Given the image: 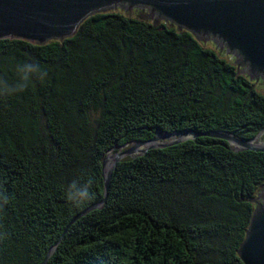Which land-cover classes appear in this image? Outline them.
<instances>
[{
	"label": "trees",
	"instance_id": "trees-1",
	"mask_svg": "<svg viewBox=\"0 0 264 264\" xmlns=\"http://www.w3.org/2000/svg\"><path fill=\"white\" fill-rule=\"evenodd\" d=\"M214 47L120 10L39 45L0 40V264H244L264 152L198 136L103 159L157 132L264 131V93ZM89 197L70 199L72 185Z\"/></svg>",
	"mask_w": 264,
	"mask_h": 264
},
{
	"label": "water",
	"instance_id": "water-1",
	"mask_svg": "<svg viewBox=\"0 0 264 264\" xmlns=\"http://www.w3.org/2000/svg\"><path fill=\"white\" fill-rule=\"evenodd\" d=\"M117 8L140 19L152 20L155 24L165 20L179 31L192 33L200 42L211 41L220 52L225 50V54L234 56L239 73L248 75L256 83L259 77L264 81V0H0V40L23 39L39 45L64 40L75 36L87 18ZM190 132L193 133L191 130L159 131L151 140L130 142L134 146L116 153L109 166H106L107 154L102 162L104 199L77 214L57 244L74 222L104 205L113 171L120 161L145 154L150 149L180 143L186 140L183 136ZM263 134L264 131L246 141L227 132L195 133L236 143L238 147L233 149L235 151L260 152H264V146H260L264 144L256 141ZM176 136V140L160 142ZM140 146L144 147L141 151L138 150ZM137 151L139 153L134 154ZM250 202L256 207L238 255L244 264H264V189L258 191ZM52 252L53 249L42 264H46Z\"/></svg>",
	"mask_w": 264,
	"mask_h": 264
},
{
	"label": "rangeland",
	"instance_id": "rangeland-1",
	"mask_svg": "<svg viewBox=\"0 0 264 264\" xmlns=\"http://www.w3.org/2000/svg\"><path fill=\"white\" fill-rule=\"evenodd\" d=\"M116 10H120V11H122L121 8H117ZM116 10H115V11H116ZM122 12H124V13L130 15V12H125V11H122ZM131 16H135V17H137L135 14H133V15H131ZM137 18H138V17H137ZM144 20H145V19H144ZM149 21H152V20H149ZM152 22H153V21H152ZM160 23H167V24H169V23L166 22L165 20H160ZM202 43H203L205 46L214 47L216 50H218V51L220 52V49H219V48H216L217 46H216L213 42H211V41H207V42H205V43H204V42H202ZM220 53H223L224 57L228 58V60H230L231 62L234 63V56H232L231 54H225V53H226L225 50H222ZM235 65H237V64H235ZM256 85H257L258 89H259L261 92L264 93V81H263V79H262L261 77L258 78V81H257ZM183 137H184L185 139H190V138H194V137H195V134L190 132V133L185 134ZM177 138H178V136H176V137H174V138H172V139H169V140H168V139H167V140H161L160 142H164V141H173V140H176ZM256 142H257V143H262V144H264V134H263V135H262V136H261ZM231 145H232L233 149H235V148L238 147V144H236V143H231ZM133 146H134V144H128V145H126V146H124V147H122V148H119V149H118V152H119V151L127 150V149H129L130 147H133ZM260 146H264V145H260ZM142 149H144L143 146L138 147V150H139V151H141ZM139 151L135 152L134 154H138ZM118 152L112 151V152L109 153V155H110V157H111L113 154H116V153H118ZM261 189H264V185L260 188V190H261ZM260 190H259V191H260ZM259 200H260V201H263L262 198H260Z\"/></svg>",
	"mask_w": 264,
	"mask_h": 264
},
{
	"label": "clouds",
	"instance_id": "clouds-1",
	"mask_svg": "<svg viewBox=\"0 0 264 264\" xmlns=\"http://www.w3.org/2000/svg\"><path fill=\"white\" fill-rule=\"evenodd\" d=\"M70 199H73L75 202H80L86 200L89 197V191L87 185L83 187H77L75 184L70 188Z\"/></svg>",
	"mask_w": 264,
	"mask_h": 264
},
{
	"label": "bare ground",
	"instance_id": "bare-ground-1",
	"mask_svg": "<svg viewBox=\"0 0 264 264\" xmlns=\"http://www.w3.org/2000/svg\"><path fill=\"white\" fill-rule=\"evenodd\" d=\"M114 155H115V154H113V155L110 157V155L108 154V157H107V160H106V166H109V165L111 164V162H112L113 159H114Z\"/></svg>",
	"mask_w": 264,
	"mask_h": 264
}]
</instances>
